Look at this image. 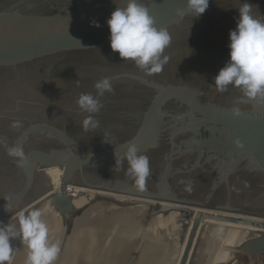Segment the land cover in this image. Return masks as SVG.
<instances>
[{
	"label": "water",
	"instance_id": "95a60500",
	"mask_svg": "<svg viewBox=\"0 0 264 264\" xmlns=\"http://www.w3.org/2000/svg\"><path fill=\"white\" fill-rule=\"evenodd\" d=\"M126 2L0 0V221L41 210L54 264H264V102L213 80L244 0H209L198 17L186 0H141L171 35L151 75L110 48L107 18ZM247 2L264 19V0ZM103 77L113 90L82 111ZM130 142L149 160L142 187ZM11 243L7 264H27L26 243Z\"/></svg>",
	"mask_w": 264,
	"mask_h": 264
},
{
	"label": "clouds",
	"instance_id": "9594fccd",
	"mask_svg": "<svg viewBox=\"0 0 264 264\" xmlns=\"http://www.w3.org/2000/svg\"><path fill=\"white\" fill-rule=\"evenodd\" d=\"M209 0H186V8L202 14L208 7ZM239 17L235 29L229 31V59L213 77L218 91L224 92L229 86L239 88L244 98L264 102V19H258L252 14V5L244 0L238 7ZM183 14V10H178ZM109 28V43L113 52L125 61H132L147 74L158 73L167 63L168 57L163 55L171 42L167 28L158 27L149 8L141 0H127L123 7L117 6L107 18ZM92 24L99 27L97 21ZM94 87L96 95L81 94L77 100L79 108L89 114L98 113L102 107L99 97L113 90L109 77L98 80ZM234 115L240 114V109H232ZM85 129L91 124L97 126L92 116L83 121ZM19 122H13V127H19ZM4 144L0 138V145ZM8 155L16 159L22 167L26 156L20 145L7 148ZM123 158L128 161L129 174L141 187L150 173L149 160L141 154L135 143H128ZM7 210V205H5ZM42 212L32 209L18 216L19 227L0 221V264L11 260L13 245L11 241L19 238L28 247L27 264H54L60 252V242L49 239V229L41 219Z\"/></svg>",
	"mask_w": 264,
	"mask_h": 264
},
{
	"label": "bare ground",
	"instance_id": "6f19581e",
	"mask_svg": "<svg viewBox=\"0 0 264 264\" xmlns=\"http://www.w3.org/2000/svg\"><path fill=\"white\" fill-rule=\"evenodd\" d=\"M45 171L49 173L52 180L53 189L57 191L61 186L63 170L59 169L58 167H51L45 169Z\"/></svg>",
	"mask_w": 264,
	"mask_h": 264
},
{
	"label": "built area",
	"instance_id": "2783aa9c",
	"mask_svg": "<svg viewBox=\"0 0 264 264\" xmlns=\"http://www.w3.org/2000/svg\"><path fill=\"white\" fill-rule=\"evenodd\" d=\"M68 190H70V188H69ZM2 221H3L5 224H9L10 219L5 218V219H3Z\"/></svg>",
	"mask_w": 264,
	"mask_h": 264
},
{
	"label": "rangeland",
	"instance_id": "374dc122",
	"mask_svg": "<svg viewBox=\"0 0 264 264\" xmlns=\"http://www.w3.org/2000/svg\"><path fill=\"white\" fill-rule=\"evenodd\" d=\"M52 190H54V189H53V184H52Z\"/></svg>",
	"mask_w": 264,
	"mask_h": 264
}]
</instances>
